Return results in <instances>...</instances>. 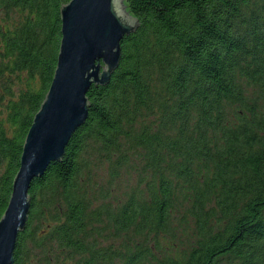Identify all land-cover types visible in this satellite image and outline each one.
I'll list each match as a JSON object with an SVG mask.
<instances>
[{
	"label": "trees",
	"instance_id": "trees-1",
	"mask_svg": "<svg viewBox=\"0 0 264 264\" xmlns=\"http://www.w3.org/2000/svg\"><path fill=\"white\" fill-rule=\"evenodd\" d=\"M68 1L0 0V219ZM126 2L137 28L33 180L15 264H264V0Z\"/></svg>",
	"mask_w": 264,
	"mask_h": 264
},
{
	"label": "water",
	"instance_id": "water-1",
	"mask_svg": "<svg viewBox=\"0 0 264 264\" xmlns=\"http://www.w3.org/2000/svg\"><path fill=\"white\" fill-rule=\"evenodd\" d=\"M62 38L57 67L25 138L20 167L0 219V264H15L19 234L29 219L30 187L65 154L86 122L92 83H106L118 68L121 42L136 30L126 0H70L61 8Z\"/></svg>",
	"mask_w": 264,
	"mask_h": 264
},
{
	"label": "rangeland",
	"instance_id": "rangeland-1",
	"mask_svg": "<svg viewBox=\"0 0 264 264\" xmlns=\"http://www.w3.org/2000/svg\"><path fill=\"white\" fill-rule=\"evenodd\" d=\"M4 169H5V165L0 162V175L2 174ZM127 187H128V178L127 177L120 178V180H118L117 187L113 189V190H115L114 191L115 196L120 197L121 195H123L124 192L127 190Z\"/></svg>",
	"mask_w": 264,
	"mask_h": 264
}]
</instances>
